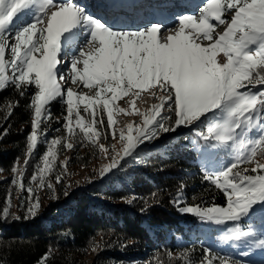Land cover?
Segmentation results:
<instances>
[{"label": "trees", "instance_id": "obj_1", "mask_svg": "<svg viewBox=\"0 0 264 264\" xmlns=\"http://www.w3.org/2000/svg\"><path fill=\"white\" fill-rule=\"evenodd\" d=\"M3 27H0V39L10 33L14 43L18 32ZM257 43L254 46L260 49ZM6 54V61H10L11 48ZM19 71L18 68L13 72L12 66L7 64L4 75L8 79L0 89V173L11 172L20 160H23L24 172L28 174L29 170L31 173L46 150L50 130L64 129L61 122L68 115L67 89H63L61 95L42 111L37 143L29 151L28 137L33 131L34 117L32 101L37 89L34 84L16 87L13 78ZM260 75L264 76V71ZM253 83L244 91L258 100L264 98V84L252 86ZM155 85L153 82L133 90L143 92ZM90 89L94 97L96 86L91 85ZM121 94L125 95V92ZM112 104L110 100V111ZM77 110L83 124L91 121L97 125L108 116L102 101L88 112L84 111L83 104H78L73 118ZM256 110L260 125L244 132L242 139L248 158L241 164L235 157L236 148L232 142L218 144L213 137L207 136V128L212 125L210 116L196 119L184 129L175 126L174 112H166L161 115L167 116L163 123L174 130L159 132L140 142L111 169L110 178L99 179L103 185L92 186L87 189L90 192L77 191L67 200L61 206L64 213L52 214L46 210L32 216L23 208L16 214L4 213L10 184L8 179L0 178V264H88L85 256L92 247L99 248V252L90 264L126 262L117 253L119 248L123 255L141 262L156 257L160 264H184L196 258L204 261L202 264H219L223 258L228 264H264V208H249L242 217L222 225L180 210L183 207L207 209L212 205L224 207L227 198L213 180L232 164L238 165L236 171L241 176L262 173L263 169L256 173L244 169L253 159L264 162V104H258ZM76 128L85 140L88 134L77 122ZM107 132L105 128L100 140H105ZM76 154L74 164L84 167L98 157L97 149L91 151L85 146L79 147ZM250 156L252 160H249ZM20 180L23 188L30 190L27 177L21 176ZM117 180L120 184H116ZM99 197L115 204L98 205ZM240 228L251 232L253 243L234 253L228 239L232 240ZM221 240L227 243L226 248L218 247Z\"/></svg>", "mask_w": 264, "mask_h": 264}, {"label": "snow or ice", "instance_id": "obj_2", "mask_svg": "<svg viewBox=\"0 0 264 264\" xmlns=\"http://www.w3.org/2000/svg\"><path fill=\"white\" fill-rule=\"evenodd\" d=\"M30 0H0V27L10 21L13 15L24 8ZM227 9L235 7L236 12L227 31L210 43L207 47L195 43L196 36L203 34L211 39L210 32L213 25L208 22L210 14L215 20L221 21L224 6ZM53 5V0H44L42 12L47 15L45 9ZM80 9L71 3L60 4L57 10L47 16L46 28H37L41 19L28 25L19 31L11 44L12 59L4 60L7 39H0V89L4 88V69L7 64L12 66L13 72L20 69L19 75L13 78L16 87L35 85L37 91L33 97L32 107L34 117L32 119V133L28 137V147L31 151L37 143V129L40 117L45 106L61 95V87L57 82L56 66L58 64V39L62 33L72 27L81 16ZM85 20L89 17H83ZM94 28L91 39L88 42L89 52L80 50L83 68L77 69L80 58L71 62L72 79L77 75L85 86H96L95 96L77 95L71 88L67 89V113L64 127L69 132L74 108L83 104L84 111L94 109L103 104V110L108 115V126H113L112 111L109 110L111 99H115L121 92L134 88H142L156 82L167 93L162 97L168 101V110L175 113V126L195 121L202 114L222 108L230 118H235L236 128L244 123H250L251 114L257 105L264 104V98L257 99L255 95L242 92L253 83L264 84V51L258 53V60L247 51L248 45L260 42V49L264 50V0H207V4L201 13L199 20L191 17L179 19V30L175 35L167 37V42L157 40L159 27L151 25L146 30L116 31L105 28L99 21H93ZM188 29V32H185ZM239 33V36L236 33ZM46 33V35H45ZM37 36V39H34ZM43 40V44L40 43ZM37 58L34 53L41 51ZM223 52V57L217 59V51ZM23 65V67H20ZM255 74V75H254ZM61 74V79H63ZM111 94L110 97L102 94ZM74 96L76 97L74 99ZM264 96V94H262ZM161 106L157 105L152 111L156 112ZM245 114H248L245 116ZM76 122L92 139L96 133L89 125L82 123L79 111L75 112ZM167 116H161L159 120L149 113L141 125H128L127 129L119 132L122 148L117 155L111 157V163L104 166L101 175L116 167L120 160L130 154L138 142L158 135L159 132L174 130L163 123ZM156 120V127L148 125ZM224 127L221 124H213L207 128V136L220 140L217 130ZM113 134L115 129L113 128ZM260 141H258L259 143ZM56 141H53L55 144ZM68 148L72 144L67 145ZM101 151L108 149L103 144L99 145ZM117 156L120 159H117ZM252 160V157H249ZM243 162V161H240ZM238 165L232 164L219 173L213 183L221 189L227 198V207L196 208L183 207L180 210L208 218L206 213H223L230 219L211 220L222 223L227 220H237L246 213L249 207L264 200V175H243L236 171ZM264 169V163L257 162L252 172ZM43 171V169H41ZM239 178V182H234ZM59 179V178H58ZM51 187V185H49ZM39 205L32 204L29 213L37 214ZM237 234L232 238H239ZM219 264H228L221 258Z\"/></svg>", "mask_w": 264, "mask_h": 264}, {"label": "rangeland", "instance_id": "obj_3", "mask_svg": "<svg viewBox=\"0 0 264 264\" xmlns=\"http://www.w3.org/2000/svg\"><path fill=\"white\" fill-rule=\"evenodd\" d=\"M71 1L72 0H53L54 6L48 8V11L47 9L45 11L48 15H50L51 11L53 9L57 10L60 4L71 3ZM43 3L44 0H30V2L24 8L13 15L10 21L4 24L3 28H12V32H19L28 25L40 19L41 23L37 24L36 27L46 28L47 19L43 18L44 14L42 13V16L38 17V15L42 12L41 9ZM206 4L207 0H77L76 6L74 7L82 11L80 18L74 24L76 29L72 34H74V36L76 35V37L74 40L66 43L65 39L68 40L66 36L64 39L65 48H62L60 41L57 42L59 51L57 60L60 61L61 57L64 56L65 58H68L66 69L60 70V76L57 77V82L60 85L61 90L71 88L75 93H81L92 97V89H90L89 86H85V84L79 79L78 75L75 80L72 79L71 62L80 58L81 48H83L84 52H89L88 42L91 39V33L94 28L93 21H99L105 28L116 31H138V29L146 30L148 27L155 24L159 27L157 40L161 43H164L167 42L168 36L175 35L176 31L179 30V19L181 17H191L198 22ZM113 10H117L118 14L113 15ZM235 12V7L232 9H227L225 4L224 9L222 10L221 21L215 20L209 14L207 17L208 22L213 25V28L210 32L211 39H207L203 36V34H200L195 37L194 42L199 43L201 46L215 43L216 39H218L227 31L229 25L232 22V17L235 15ZM85 16L89 17V19L85 20L83 18ZM170 27L173 29L169 30ZM216 27L217 29H215ZM185 32L187 33L188 29H185ZM162 34L166 35V37H162ZM236 35L239 36V33L237 32ZM82 38L85 39L80 42L79 46L77 47V52L73 53V47L77 44L76 41H79ZM5 39H7L8 46L5 48L3 58L6 61V53L11 48L13 40H11L12 37L10 33L6 35ZM34 39H37V36H34ZM58 40H63V38L59 37ZM40 43L43 44V40H40ZM256 43L249 44L247 51L258 60V53L262 50L259 48L257 49L254 46ZM257 45H260V43H257ZM34 55L37 58H40L42 55V50L34 53ZM222 57L223 52L219 51L217 54V59L220 60ZM61 61H64V59L62 58ZM56 67H58V64ZM76 67L77 69L82 70V58H80V62L77 63ZM61 74L64 75L63 79H61ZM5 76L8 77L7 75ZM255 85L256 83H253L252 86ZM248 86L246 88L240 89V91L245 92L244 90H247ZM166 95L167 93L158 83H156L155 86H151L149 89L147 88L145 92H137L133 89H130L127 90L125 95L120 93L115 99H111L113 102L111 106L113 116L112 128H109L108 126V116H105L104 120H101L97 125L91 121H88L89 123H87V125H89V128L96 133L92 139L86 135V139L84 140L78 135L75 117L72 118V122L69 125L72 128L71 132H69L65 127L64 129L58 127L54 130H50L51 134L48 136L47 142H45L46 150L34 165L35 168H33L31 171V173L33 172V175H30L31 173L29 170L28 174L24 172L23 160L17 161L16 165L13 167V169H11V172L0 173V178L8 179V183L10 184V194L8 195L9 197L7 199L6 207L4 208V213L10 212L12 214H16L21 208L24 209L25 213H29V207L32 204L37 203L39 207L36 211L40 215L46 210L52 214L64 213L61 206H63L67 200L77 193V191L90 192L91 190L87 191V189H90L92 186L96 185L99 187L103 185V182L99 179L103 176H105L104 179L110 178L108 173L111 170L101 175L100 173L102 169L105 165L111 163V157L117 155V153L120 152L122 148L119 132L122 129L126 130L130 124L134 127L141 125L144 118L149 113L156 116V119L158 120L161 115L169 112L167 107L168 101L162 99V97ZM157 105H160L161 107L158 111L153 112L152 110L156 108ZM209 113L202 114L197 119H201L203 117L208 118L210 116L209 119L212 120V125L221 124L224 126L217 130V136L220 137V140H216L214 136H212L213 139L218 144L232 142L234 148H236V159L244 161L246 158H248L245 154V140L242 138H244V132L250 130L251 128L259 127L260 124H257L258 111L256 109L253 110L250 123H244V117H242L240 121L242 127L236 128L235 131L233 130L236 123L235 118H230L226 112L222 111V108L210 111ZM247 115L248 114H245V116ZM65 117L63 119L64 122H61L62 126H64L66 123ZM59 118L60 117H58L57 120ZM105 122L107 125L104 126ZM156 123V120H153V125L149 124L148 127H155ZM190 123H187V125L181 124L179 126H182L185 129L190 125ZM105 128H107L109 132H107L105 140L102 141L100 140V135L105 131ZM113 128L115 129V134H113ZM168 131H164V133ZM53 141H56V143L53 144ZM69 143L72 144L71 148L67 147ZM139 143L140 142H138L136 146ZM101 144H103L104 147L108 149L107 152L101 151L99 147ZM82 146H85L86 149L91 151L97 149L98 152V157L85 167L80 164H74V162H76L75 158L78 157L76 153L78 152L79 147ZM117 159H120V157L117 156ZM257 162L264 163L259 158L253 159V162L250 163V165L244 167V169L249 171L252 168H255ZM241 163L242 162H240V164ZM41 169H43V171H41ZM255 175H264V169L262 170V173ZM21 176L27 177V182L31 184L30 190L23 188L20 180ZM119 181L120 180H117L116 184H120ZM234 182H239V178H237V180ZM49 185H51V187H49ZM98 200H100L98 201V205L101 204L103 206H110L115 204L114 202H107L102 197H99ZM126 203L127 202H123L122 204ZM227 203L224 207H227ZM213 206L218 208L221 207L218 205H212L210 207ZM253 207L257 209L264 208V200L253 203L249 208ZM96 209L98 208L96 207ZM206 215L211 220L230 219V216L223 213H206ZM213 222L219 225L225 223V221L222 223H216L215 221ZM238 232V234H240L239 238H232V240L230 238L228 239L231 251L234 253L243 251L246 247H250L253 243L250 231L240 228ZM226 246L227 243L222 240L218 244V247L226 248ZM118 250L119 251H117V253H120L126 262H113L112 264H160L156 257H151L145 262L137 260L135 261L131 257L123 255L124 252H121V248ZM98 252L99 248L97 247H92L89 250L87 256H85V260L88 262V264L91 263L94 255H96ZM172 255H174V253H172ZM182 258L184 259L185 257L183 256ZM203 262L204 261L201 262L200 260L197 261L196 258H192V260H189L184 264H202Z\"/></svg>", "mask_w": 264, "mask_h": 264}, {"label": "bare ground", "instance_id": "obj_4", "mask_svg": "<svg viewBox=\"0 0 264 264\" xmlns=\"http://www.w3.org/2000/svg\"><path fill=\"white\" fill-rule=\"evenodd\" d=\"M79 1H80V0H79ZM90 1H91V0H90ZM75 2H77V0H74V1H73V3H75ZM114 2H115V1H114ZM131 2H132V1H131ZM88 3H89V2H88ZM73 5H74V4H73ZM50 7H51V6H50ZM50 7H49V8H50ZM142 7H143V6H142ZM45 10H46V9H45ZM48 10H49V9L47 8V11H48ZM117 10H118V9H117ZM117 10H113V11H112V14H113V15H117V14H118V11H117ZM52 11H54V9H53ZM86 11H87V10H86ZM122 12H123V11H122ZM126 12H127V11H126ZM126 12H125V13H126ZM42 13H43V12H41V14H39L38 17H41V16H42ZM49 13H50V12H49ZM50 15H51V14H50ZM47 16H49V15H48V14H47L46 16L43 15V18L47 19ZM120 19H121V17H120ZM107 21H108V20H107ZM120 22H121V21H120ZM173 26H174V25H173ZM112 27H113V26H112ZM163 28H164V27H163ZM75 29H76V26H75V25L72 26V27H70L68 30H66L64 33L61 34L60 38H63V40H64L65 37H66L69 33H73ZM172 29H173L172 27L169 28V30H172ZM138 30H139V29H138ZM160 30H161V29H160ZM165 31H166V30H165ZM159 35H160V34H159ZM162 37H166V35L162 34ZM83 39H85V38H82L81 40H79V41L77 40V41H76L77 44L74 45V47H73V50H74L73 52H74V53L77 52V50H78L77 47L79 46L80 42H82ZM65 40H66V39H65ZM76 42H75V43H76Z\"/></svg>", "mask_w": 264, "mask_h": 264}]
</instances>
